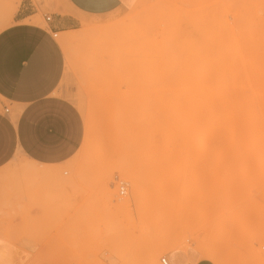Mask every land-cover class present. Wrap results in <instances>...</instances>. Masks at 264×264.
Segmentation results:
<instances>
[{"label": "rangeland", "instance_id": "1", "mask_svg": "<svg viewBox=\"0 0 264 264\" xmlns=\"http://www.w3.org/2000/svg\"><path fill=\"white\" fill-rule=\"evenodd\" d=\"M37 1L50 14L62 8ZM19 2L0 0V31ZM25 21L46 27L40 14ZM55 40L64 55L58 92L79 116L81 139L62 162L16 153L0 166V264H144L143 225L160 211L145 193L116 205L130 196L122 173L138 176L142 190L158 174L136 161L162 124L155 182L167 184L174 208L165 205V222L198 232L217 264H264V0H127ZM193 78L211 82L209 108L161 109ZM203 131L210 137L199 146ZM186 244L158 264L180 254L184 264L209 261Z\"/></svg>", "mask_w": 264, "mask_h": 264}, {"label": "crops", "instance_id": "2", "mask_svg": "<svg viewBox=\"0 0 264 264\" xmlns=\"http://www.w3.org/2000/svg\"><path fill=\"white\" fill-rule=\"evenodd\" d=\"M126 2L62 0L60 11L50 14L37 0H20L11 23L0 31V166L16 153L35 163H59L74 152L81 124L72 105L58 92L64 55L52 33L73 30L79 18L105 15ZM38 14L42 19L51 15L46 27L25 21ZM5 103L8 112H4ZM187 259L180 254L169 260L184 264ZM192 264L212 263L199 259Z\"/></svg>", "mask_w": 264, "mask_h": 264}, {"label": "bare ground", "instance_id": "3", "mask_svg": "<svg viewBox=\"0 0 264 264\" xmlns=\"http://www.w3.org/2000/svg\"><path fill=\"white\" fill-rule=\"evenodd\" d=\"M68 36H69L68 38L69 43H74L80 38L79 34L71 35V37L70 35ZM67 46L64 48H67ZM181 90H182L181 92H178L177 94H174L172 97L167 99L161 105V109H165L166 111H168V113H179L181 111H197L199 109L201 111V109L203 108H206V107L209 108L208 105H210L209 104L210 100L208 101V99L212 94V85L210 81L198 80L196 78H193L189 81V84L184 86ZM156 127L159 130H156L155 128V132L153 131L150 133L151 137L147 143L146 148H144L143 151H139L138 153L139 158L136 161V168L139 170H142V167H144L145 169L146 167L149 168L152 165L154 166V169L158 171L157 173L159 174V178H160V176L162 175L160 171L162 157L160 155L161 150L157 149L155 143H156L157 135L164 133V124H162L161 126L157 125ZM208 137H210L209 133L206 131H203L199 135L198 139L196 140V143L199 146H203L206 140L209 139ZM158 174H156L155 178L157 177ZM122 175L128 177V180L130 183V196L124 198L119 203H117L116 206L119 209L121 210L125 209L131 204V202L139 201L143 193H145V195L151 198L150 203H151L152 208H155L156 210L160 211L159 220L147 222L146 224L143 225L145 227L144 234L146 235L148 239L147 249L145 251V254L143 253L144 254V257H143L144 264H158L159 254L161 252H164L166 249L167 250L178 249V250L185 252L187 248L186 242L189 240H191V244H193L192 249H195L200 254V256H203L206 259H208L210 262L217 264L216 255L212 250H209L208 242L207 241L196 242L195 240L196 238L194 237V235L195 234L197 235L198 232L196 233L191 232L192 230L189 231L188 228L186 230L185 225L178 223L179 220L178 221L170 220L169 222H165L166 218H165V213H163V211L165 209V205L167 207V202H168V201H165V198L168 193V187L166 186L167 185L166 183H162V182L156 183L158 181V178H157V181L155 182V178L154 180H151V176H148V181L144 187V190H142L140 179L138 176H134V175L132 176L131 174H126V173H122ZM172 209L167 207V210H172ZM169 214L170 213H168V215ZM174 215H175V212L173 216ZM188 225L189 223H187V226ZM195 228L197 230L200 229V227H195ZM201 228H203V226ZM5 251L7 252L5 242L2 239H0V254L4 255ZM133 255L134 254H132V256ZM123 257L124 256L121 253L120 258H121V261L124 263ZM11 262L13 261H9V264Z\"/></svg>", "mask_w": 264, "mask_h": 264}, {"label": "built area", "instance_id": "4", "mask_svg": "<svg viewBox=\"0 0 264 264\" xmlns=\"http://www.w3.org/2000/svg\"><path fill=\"white\" fill-rule=\"evenodd\" d=\"M44 22L48 23L51 21V15L50 14H45L43 16ZM52 37H57V33L54 32L52 33ZM4 112H8V107L4 108ZM126 192V184L124 182L119 183V194L123 195ZM159 264H171L169 261V258L166 256H162L159 258Z\"/></svg>", "mask_w": 264, "mask_h": 264}]
</instances>
